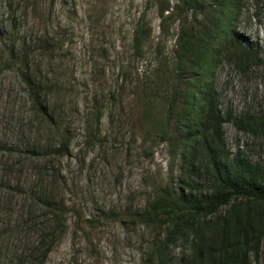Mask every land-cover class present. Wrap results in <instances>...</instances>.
Here are the masks:
<instances>
[{"label":"rangeland","instance_id":"obj_1","mask_svg":"<svg viewBox=\"0 0 264 264\" xmlns=\"http://www.w3.org/2000/svg\"><path fill=\"white\" fill-rule=\"evenodd\" d=\"M166 2L175 13L177 0H0V264H155L163 228L127 211L183 177L171 132L155 134L165 126L159 99L143 117L140 83L169 68L175 48L177 18L159 27ZM204 6L257 55L248 66L221 55L211 77L222 113L231 112L225 147L259 164L264 186V130L252 124L264 114V0ZM140 16L150 35L137 55ZM169 254L185 264L189 249L179 240ZM250 258L264 264V236Z\"/></svg>","mask_w":264,"mask_h":264},{"label":"trees","instance_id":"obj_2","mask_svg":"<svg viewBox=\"0 0 264 264\" xmlns=\"http://www.w3.org/2000/svg\"><path fill=\"white\" fill-rule=\"evenodd\" d=\"M215 1L220 5L223 0ZM204 4L205 0H177L175 13L167 2L160 7L162 33L166 19L174 16L178 22L172 61L167 69L154 67L153 76L140 83L143 117L150 118L156 98L164 107L165 126L155 134L171 132L183 176L177 190L161 186L147 206L127 211L134 221L163 228L162 237L155 239L151 249L155 264H170L169 250L179 240L189 249L185 264H251L250 255L256 259L264 236L261 167L244 154L231 155L225 147L222 125L231 119V112L222 113L211 77L221 55L242 66L259 61L252 47L235 36L231 23L221 31L220 10L207 16ZM200 15L197 23L194 20ZM149 35L150 26L140 16L132 35L137 55ZM38 95L33 92L34 101L45 112ZM99 117L96 115V122ZM252 124L264 130V114ZM55 150L66 152L67 142L61 141Z\"/></svg>","mask_w":264,"mask_h":264}]
</instances>
